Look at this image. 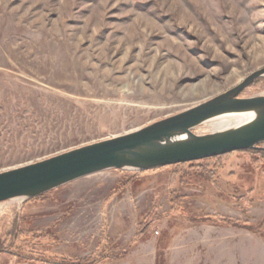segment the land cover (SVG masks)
Returning a JSON list of instances; mask_svg holds the SVG:
<instances>
[{
  "label": "rangeland",
  "instance_id": "obj_1",
  "mask_svg": "<svg viewBox=\"0 0 264 264\" xmlns=\"http://www.w3.org/2000/svg\"><path fill=\"white\" fill-rule=\"evenodd\" d=\"M263 66L264 0H0V171L134 131ZM251 85L240 96L264 93ZM219 156L2 201L0 264H264V157Z\"/></svg>",
  "mask_w": 264,
  "mask_h": 264
},
{
  "label": "water",
  "instance_id": "obj_2",
  "mask_svg": "<svg viewBox=\"0 0 264 264\" xmlns=\"http://www.w3.org/2000/svg\"><path fill=\"white\" fill-rule=\"evenodd\" d=\"M262 77L264 66L225 92L134 131L1 170L0 202H28L106 170L147 171L234 151L264 149V93L240 96ZM232 116H240V122L207 133L196 131L201 125Z\"/></svg>",
  "mask_w": 264,
  "mask_h": 264
},
{
  "label": "trees",
  "instance_id": "obj_3",
  "mask_svg": "<svg viewBox=\"0 0 264 264\" xmlns=\"http://www.w3.org/2000/svg\"><path fill=\"white\" fill-rule=\"evenodd\" d=\"M260 83H264V78H258L251 86H255V85H258V84H260ZM247 152H255V153H258V154H260V155H262L263 157H264V149H257V150H251V149H249V150H246ZM217 157H220V156H214V157H208V158H205L204 160H206V161H208L209 159H212V158H217ZM195 163H197V162H194V161H190V162H182V163H177L176 165H184V164H189V166H192V167H194V165H195ZM194 169V168H193ZM143 172H145V171H143ZM39 197H41V196H39ZM38 198V197H37ZM37 198H34V199H37ZM147 223V222H146ZM145 223V224H146ZM146 226H148V224H146ZM146 226H144V227H146ZM145 229V228H144ZM2 245L0 244V247H1ZM86 261V260H85ZM84 262V261H83ZM87 262L88 263H91V262H93L92 261V259H87ZM69 264H82V261H80V260H72V261H70V263Z\"/></svg>",
  "mask_w": 264,
  "mask_h": 264
},
{
  "label": "bare ground",
  "instance_id": "obj_4",
  "mask_svg": "<svg viewBox=\"0 0 264 264\" xmlns=\"http://www.w3.org/2000/svg\"><path fill=\"white\" fill-rule=\"evenodd\" d=\"M239 83H240V82H239ZM228 118H229V119H233V120H232V121H231V120H227V121H225V123L222 124V125H220V124H219V125H215L214 128H219V127L221 128V126H223V125L226 126V127H228V126H231V125H233V124H236V123L240 122V120H241L240 116H232V117H227V118H224V119H228ZM226 127H225V128H226ZM214 128H213V129H214ZM220 128H219V129H220Z\"/></svg>",
  "mask_w": 264,
  "mask_h": 264
}]
</instances>
